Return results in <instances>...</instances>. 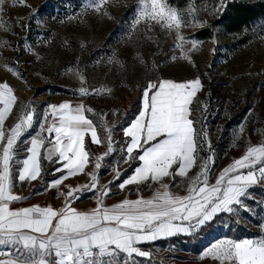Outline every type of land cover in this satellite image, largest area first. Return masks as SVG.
I'll return each instance as SVG.
<instances>
[{
  "label": "snow or ice",
  "instance_id": "6c2138e0",
  "mask_svg": "<svg viewBox=\"0 0 264 264\" xmlns=\"http://www.w3.org/2000/svg\"><path fill=\"white\" fill-rule=\"evenodd\" d=\"M16 2L14 0V4ZM18 2L23 4L24 0ZM218 2L220 8L217 11L223 9L228 0ZM3 3L4 0H0V5ZM106 3L107 0H95L83 7L99 12ZM35 15L34 12L32 16ZM141 20L155 21L163 29L174 30L175 38L180 42L178 46L186 40L179 31L187 24L167 0H138L131 28ZM0 26L6 27V24L0 22ZM191 46L198 49L200 42L193 39ZM24 48L33 51L27 39ZM116 55L109 57L108 63H113ZM203 88L201 78L196 77L181 82L171 79L149 81L142 89L135 116L120 128L126 139L119 147L123 163H140L116 187L123 190L128 185L146 184L150 188L152 183H159V188L151 198H125L109 207L105 206L104 198L111 189L108 185H99L96 172L91 174L90 183L76 188L66 185L67 192L59 191L65 179L84 171L92 155L86 149L85 136L90 134L94 144L103 142L93 120L86 115L93 110L66 101L44 105L43 112L37 113L29 104L18 122L6 128L5 121L13 111L17 97L7 82L0 83V264H137L135 257H150V252L142 250L141 245L194 235L214 223L221 214L239 217L240 210L251 212V206L245 202L255 198L250 189L264 188V144L248 146L244 155L234 159L220 171L215 182L210 183L215 150L208 140L206 126L197 127L201 121L192 115V105L194 101L200 103L197 93ZM78 94L105 93L101 89L90 92L81 87ZM203 107L206 109L207 105ZM36 117L39 118L37 131L21 140L33 128ZM238 127L243 131V122ZM106 139L107 150L103 157H95L97 171L102 167L101 160L117 151L112 129H108ZM46 140L50 147H45ZM42 148L45 151L43 159L59 165L51 174L60 173L46 183L42 179ZM21 151L27 155L21 157ZM202 151L209 155L201 156ZM198 161L200 170L189 177L187 195L175 194L169 183L162 182L165 178L175 181L177 177H188ZM120 176L121 173L116 171L114 181L120 180ZM38 179L44 184L43 189L33 190L29 195L14 192L17 184L26 182L30 185ZM51 189L64 196L63 207H13L31 195ZM85 192L96 194L97 206L88 211L77 210L72 204ZM259 204L264 207V199ZM235 222L240 220L237 218ZM222 224L227 226L226 221ZM260 226L264 228V222ZM172 250H175L174 246ZM207 257L219 264H264V238L238 241L223 238L203 250L201 259Z\"/></svg>",
  "mask_w": 264,
  "mask_h": 264
},
{
  "label": "rangeland",
  "instance_id": "374dc122",
  "mask_svg": "<svg viewBox=\"0 0 264 264\" xmlns=\"http://www.w3.org/2000/svg\"><path fill=\"white\" fill-rule=\"evenodd\" d=\"M87 3H95V0H24L23 4L18 0L15 4L14 0H4L0 5V22L6 24V27L0 26V83L7 82L17 97L13 111L5 121V127L9 128L18 122L19 116L27 110L25 106L29 104L36 108L37 113H42L44 105H58L70 101L73 105L83 104L85 108L93 110L91 114H99L105 118L102 125L96 126L98 137L103 142L94 144L90 134L85 136L86 149L92 155L83 172L62 182L59 186L60 192L68 191L66 185L76 188L90 183L91 174L96 172L99 185H108L111 189L104 198L105 206L110 207L125 198L135 200L142 196L147 199L154 195L159 183H152L150 188L146 184L128 185L123 190L116 187L121 180L132 174L133 168L140 162H122L119 147L126 138L123 133L114 129L115 114L123 115L133 105L139 108L141 91L149 81L171 79L181 82L196 77L205 78L207 84H214L215 107L222 106L227 110L232 106L233 113L243 108L247 110L238 124L240 126L243 122V131L239 127L236 133L232 130L222 131L218 125L210 130L208 127V140L211 145L222 132L226 133L223 140L237 137V142H244L249 136L255 142L251 146L264 144V134L254 131L249 134L251 126H257L260 120L264 121V35L245 45L237 44L232 37L221 31L208 39L196 38L192 35L193 32L216 16L221 9L217 11L220 8L219 2L215 4L213 0H194L183 8L174 7L187 24L179 31L186 40L182 46H178L180 42L175 38L176 32L163 29L155 21L141 20L131 28L138 0H107L99 12L83 7ZM34 12L35 17L32 16ZM25 39L33 49L32 52L25 50ZM193 39L200 42L198 49L192 48ZM114 53L117 54L116 60L108 63L109 57ZM211 74L217 77L215 82L209 77ZM81 87L90 92L101 89L105 94L81 96L78 94ZM207 88L210 90L212 87ZM108 89L111 91L108 92ZM192 107V115L198 117V103L194 102ZM249 109L252 111L249 112ZM35 119L33 128L21 140L37 131L39 118ZM108 129H112L117 151L112 156L104 157L101 160L102 167L97 171L94 167L95 157H103L107 150ZM43 135L48 137L47 133ZM54 135L53 133L52 136ZM45 147H50L47 140ZM245 151L224 153L219 164H213L209 182L214 183L220 171L234 159L244 155ZM44 154L42 148V179L46 183L60 173L56 176L51 174L52 169L59 165L44 160ZM26 155L25 152H20L21 157ZM134 164L136 166L124 176ZM198 165L199 161L189 171L188 177H177L175 181L165 178L162 182L169 183L170 190L175 194L187 195L189 177L195 176L200 170ZM116 171L121 176L120 180L114 181ZM110 181L114 183L110 184ZM43 187L44 184L38 179L30 185L26 182L17 184L14 192L29 195L33 190H41ZM95 195L85 192L72 206L80 211L91 210L97 206ZM31 196L40 198L48 206L60 208L64 205L65 198L56 189ZM247 205L251 206L252 211L240 210L239 217L244 218V223L252 231L260 233L255 238H264V228L260 226L264 221H260L258 225L249 221L251 216L259 220L260 217L256 215L253 205ZM223 238L225 237L211 242L203 250ZM203 250L197 254L182 253L186 259H180L175 257L170 248L157 246L153 254L163 258L166 264H219V261L211 257L201 259ZM135 260L137 264H149Z\"/></svg>",
  "mask_w": 264,
  "mask_h": 264
},
{
  "label": "trees",
  "instance_id": "16d2710c",
  "mask_svg": "<svg viewBox=\"0 0 264 264\" xmlns=\"http://www.w3.org/2000/svg\"><path fill=\"white\" fill-rule=\"evenodd\" d=\"M191 1L194 0H167V3L172 7L183 8L190 4ZM195 1L201 2L204 0ZM213 2L216 4L218 0H213ZM220 31L232 37L239 45H245L255 38L264 35V0H228L224 8L221 9L216 16L195 30L192 35L199 39H208L215 36ZM209 77H211L214 82L217 80V77L212 74L209 75ZM201 80L204 84V88L197 93V100L200 102L198 103V117L201 121L199 126H206L208 131V127L210 130L212 127L218 125L222 131L232 130L233 133H236L238 131L239 119L246 113V108L233 113L234 108L232 106L227 110L222 106L215 107L216 97L214 94L215 91L213 90L214 84H207L206 79L203 77H201ZM207 87L212 88L209 90ZM205 104L207 105L206 109L203 107ZM117 110H119V108ZM137 110L138 108L133 105L128 108L123 115L116 113L114 129L120 131L121 126L126 125V122L130 121L135 116ZM86 115L93 120L96 126L102 125L103 121H105V118H102L99 114L93 115L91 113H86ZM223 118L224 121L220 122ZM252 131L264 134V121L260 120L257 126H251L250 135ZM120 133H122V131H120ZM224 135H226V133L222 132L218 140L212 144V148L215 150L214 165L219 164L224 153H231L236 150H239L241 153L245 151L248 146L255 143L249 139V136L245 138L246 140L244 142H237V137L223 140L225 137ZM200 155L206 157L209 155V152L202 151ZM135 166L136 164L131 166L124 173V176L128 175ZM250 191L254 193L255 198L248 199L245 202L256 208V215L260 217V220L252 216H249L250 218H248V220L254 225H258L260 221H264V207H261L259 204V201L264 199V188L257 186L250 189ZM237 218L240 220L239 223L235 222ZM243 219L242 217H230L227 214H221L214 223L203 227L194 235H180L143 245L152 250L150 257H135V259L145 261L149 264H166L163 262V258H158L153 254V250L157 248V246H166L171 250L174 246L175 250H172V253L175 257L186 259V256L182 253L191 252L197 254L211 242L222 237L238 240L243 237L255 238L257 235H260L259 232L252 231L251 228L244 223ZM222 221H226L227 226H224Z\"/></svg>",
  "mask_w": 264,
  "mask_h": 264
},
{
  "label": "crops",
  "instance_id": "0c3cea01",
  "mask_svg": "<svg viewBox=\"0 0 264 264\" xmlns=\"http://www.w3.org/2000/svg\"><path fill=\"white\" fill-rule=\"evenodd\" d=\"M18 194V193H16ZM33 205H39V206H48L46 203H44V201H42L40 198H37L36 196H31L28 200L26 201H20V202H17L13 205V207H28V206H33ZM54 208H58V207H54ZM245 238H250V239H257V238H254V237H243V238H240L238 240H242V239H245ZM237 240V241H238ZM142 248V250L144 251H149L151 252V250L148 248V247H145L143 245L140 246Z\"/></svg>",
  "mask_w": 264,
  "mask_h": 264
}]
</instances>
